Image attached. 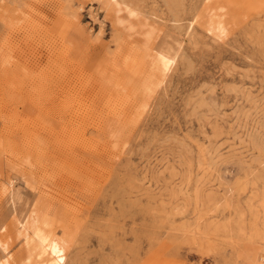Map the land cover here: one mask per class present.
Wrapping results in <instances>:
<instances>
[{"label":"rangeland","instance_id":"obj_1","mask_svg":"<svg viewBox=\"0 0 264 264\" xmlns=\"http://www.w3.org/2000/svg\"><path fill=\"white\" fill-rule=\"evenodd\" d=\"M35 228L62 264H264V0H0V264Z\"/></svg>","mask_w":264,"mask_h":264},{"label":"bare ground","instance_id":"obj_2","mask_svg":"<svg viewBox=\"0 0 264 264\" xmlns=\"http://www.w3.org/2000/svg\"><path fill=\"white\" fill-rule=\"evenodd\" d=\"M214 30H218L221 32L220 34L223 33V27L220 26V23L214 26ZM173 62L174 57L171 53H158L157 67L163 75L169 70ZM42 232L40 229L35 228L28 243L31 245L34 243L32 251L35 257L40 259L39 264H62L65 259V246L57 240L50 239L48 235H44Z\"/></svg>","mask_w":264,"mask_h":264}]
</instances>
